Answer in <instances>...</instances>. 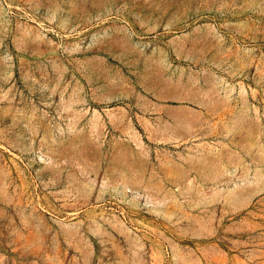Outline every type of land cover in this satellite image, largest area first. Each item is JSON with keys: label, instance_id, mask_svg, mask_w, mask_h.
<instances>
[{"label": "rangeland", "instance_id": "obj_1", "mask_svg": "<svg viewBox=\"0 0 264 264\" xmlns=\"http://www.w3.org/2000/svg\"><path fill=\"white\" fill-rule=\"evenodd\" d=\"M0 264H264V0H0Z\"/></svg>", "mask_w": 264, "mask_h": 264}, {"label": "bare ground", "instance_id": "obj_2", "mask_svg": "<svg viewBox=\"0 0 264 264\" xmlns=\"http://www.w3.org/2000/svg\"><path fill=\"white\" fill-rule=\"evenodd\" d=\"M20 40H21V43H24L26 45V41L23 38Z\"/></svg>", "mask_w": 264, "mask_h": 264}]
</instances>
